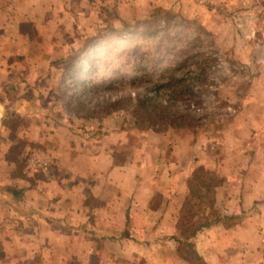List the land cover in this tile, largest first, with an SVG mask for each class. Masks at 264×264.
I'll return each instance as SVG.
<instances>
[{"label":"rangeland","instance_id":"rangeland-1","mask_svg":"<svg viewBox=\"0 0 264 264\" xmlns=\"http://www.w3.org/2000/svg\"><path fill=\"white\" fill-rule=\"evenodd\" d=\"M63 14L58 27L27 24L29 56L7 62L22 65L8 78L10 93H0L19 173L40 177L56 167L57 139L60 154L72 142L82 152L104 149L119 163L176 159L189 169L195 157L205 165L196 162L189 180L208 183L215 156L201 159L196 150L230 160L236 122L245 125L238 144L264 145L252 143L247 128L264 108L251 103L264 98V0H83ZM162 108L181 112L182 126L150 124V111ZM196 210L215 218L206 204Z\"/></svg>","mask_w":264,"mask_h":264},{"label":"crops","instance_id":"crops-1","mask_svg":"<svg viewBox=\"0 0 264 264\" xmlns=\"http://www.w3.org/2000/svg\"><path fill=\"white\" fill-rule=\"evenodd\" d=\"M82 1L0 0V93H10L8 78L22 66L9 68L8 59L29 56L23 47L34 41L24 37V27H58L63 12ZM15 100L18 107L27 104ZM254 102L264 107V98ZM5 104L0 98V264H190L176 254V224L196 162L205 163L195 157L189 169L176 159L170 166L146 157L119 163L104 149L82 152L72 142L69 153L60 154L56 139L57 166L40 177L25 176L2 126ZM235 124L230 160L196 150L201 159L215 156L206 166L222 183L215 188V218L193 240L207 264H264V145L238 144L245 125ZM248 124L252 143L264 144V108ZM44 137L38 136L41 142Z\"/></svg>","mask_w":264,"mask_h":264},{"label":"trees","instance_id":"trees-1","mask_svg":"<svg viewBox=\"0 0 264 264\" xmlns=\"http://www.w3.org/2000/svg\"><path fill=\"white\" fill-rule=\"evenodd\" d=\"M151 112L152 111L148 114H153L149 117V123L153 126H161L163 120H167L169 124L168 126L171 125L178 127L183 124V115L179 111L173 113L177 118L170 115L164 108L161 110L155 109L154 113ZM209 177L211 181L208 183H204V177L200 178L196 184H194L193 181L190 182L189 193L184 201L176 224L178 231L176 238V254L184 258L190 264H207L204 258L197 252L193 238L198 231L209 226L212 222V220H204V216H201L196 210V207L201 203L208 205L211 210L214 209L215 188L222 183V179L217 177L215 172H209ZM191 179L193 180V178ZM204 190L209 191V193H205ZM209 195L210 198H208ZM214 211V214H216L217 211L215 209Z\"/></svg>","mask_w":264,"mask_h":264},{"label":"built area","instance_id":"built-area-1","mask_svg":"<svg viewBox=\"0 0 264 264\" xmlns=\"http://www.w3.org/2000/svg\"><path fill=\"white\" fill-rule=\"evenodd\" d=\"M2 226H1V223H0V230H1Z\"/></svg>","mask_w":264,"mask_h":264}]
</instances>
